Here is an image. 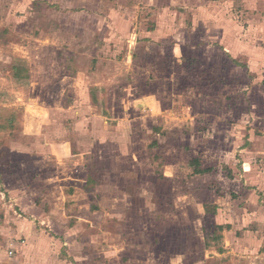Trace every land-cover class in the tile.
Returning a JSON list of instances; mask_svg holds the SVG:
<instances>
[{
	"label": "rangeland",
	"instance_id": "374dc122",
	"mask_svg": "<svg viewBox=\"0 0 264 264\" xmlns=\"http://www.w3.org/2000/svg\"><path fill=\"white\" fill-rule=\"evenodd\" d=\"M0 264H264V0H0Z\"/></svg>",
	"mask_w": 264,
	"mask_h": 264
},
{
	"label": "crops",
	"instance_id": "0c3cea01",
	"mask_svg": "<svg viewBox=\"0 0 264 264\" xmlns=\"http://www.w3.org/2000/svg\"><path fill=\"white\" fill-rule=\"evenodd\" d=\"M100 184V179L97 177V175H94L91 172H87V176L85 178V180L83 181V189L84 192H86L87 194H94L97 192V187ZM92 207V205H91ZM94 209V207H93Z\"/></svg>",
	"mask_w": 264,
	"mask_h": 264
},
{
	"label": "trees",
	"instance_id": "16d2710c",
	"mask_svg": "<svg viewBox=\"0 0 264 264\" xmlns=\"http://www.w3.org/2000/svg\"><path fill=\"white\" fill-rule=\"evenodd\" d=\"M15 77L18 78L16 74H15ZM193 166H199V167L194 171L195 174H197V175H202V174H205V173L209 172L208 170H203V169H202V167L200 166V162H199V161H194Z\"/></svg>",
	"mask_w": 264,
	"mask_h": 264
},
{
	"label": "built area",
	"instance_id": "2783aa9c",
	"mask_svg": "<svg viewBox=\"0 0 264 264\" xmlns=\"http://www.w3.org/2000/svg\"><path fill=\"white\" fill-rule=\"evenodd\" d=\"M12 254V253H11Z\"/></svg>",
	"mask_w": 264,
	"mask_h": 264
}]
</instances>
